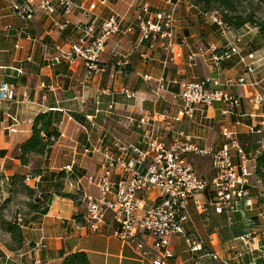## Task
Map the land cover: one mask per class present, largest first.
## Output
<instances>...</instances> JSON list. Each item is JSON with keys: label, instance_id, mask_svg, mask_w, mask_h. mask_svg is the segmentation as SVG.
<instances>
[{"label": "crops", "instance_id": "obj_1", "mask_svg": "<svg viewBox=\"0 0 264 264\" xmlns=\"http://www.w3.org/2000/svg\"><path fill=\"white\" fill-rule=\"evenodd\" d=\"M77 1L86 7L94 5L92 13L97 23L104 18L120 16L124 27L134 23L141 5H149L154 12L169 6L168 0ZM174 1L177 32L183 42L177 48L178 56L173 62L167 61L160 49H148L138 30H134L111 36L101 55L106 72L86 79L83 62L70 63L65 57L70 45L78 39L76 27L85 22L79 9L68 14L60 8L52 14L37 11L27 21L13 10V3L17 0H0V83L12 84L14 89L12 100L0 101V150L5 151L0 155V206L10 198L5 204L6 217L10 219L15 211H22L26 220L21 228L23 244L20 249L11 251L5 244L0 245L1 264H16L18 261L21 264H61L62 253L76 251L88 254L91 264H153L157 257L154 251L142 253L113 235L117 224L111 217L97 232L89 228L84 218L87 197L98 194L89 179L99 173L104 151L109 149L116 153V143L139 144V132L130 119L140 117L146 110L162 111L170 105L163 101L154 102V81L146 82L143 75L166 80L206 76L223 80L244 76L246 84L230 89L242 100L241 114L223 115V104L215 103L205 109L206 119L200 120L198 116L193 122L185 119L177 124V128L184 131L190 142L217 148L223 142L222 127L227 126L237 136L247 139L242 145L248 153L257 148V136L250 133V127L257 124L264 113V107L254 103L257 94L264 95V40L257 32L256 48L245 40L241 43L243 55L253 53L251 60L255 63L251 73L236 56L214 64L209 53H205L198 55L193 66H189L187 56L191 51L207 49L211 44L223 47L221 35L216 25L205 21L198 7L187 0ZM65 21L68 26L62 29L60 25ZM114 51L120 56L112 57ZM144 54L148 55L147 59L143 58ZM122 88L133 90L136 98L125 97ZM170 110L174 111L173 107ZM39 113L47 114L50 126L58 128L60 136L44 155H33L28 165H22L16 156V148L30 137L33 120ZM9 114L18 119L15 131L9 129L14 123ZM233 153L234 161H237L236 153ZM193 157L200 158V161L208 159L207 174L198 172ZM188 159L199 174L206 178L212 176L208 157L189 154ZM68 165L71 169L64 170ZM36 167L41 169V176L31 177L25 183L32 191L39 188L48 193L49 200L45 205L29 209L25 206L30 200L27 191L19 188L10 191L6 182L15 174L26 176ZM60 172L66 175L61 179L62 190L75 194L76 199L56 194L54 182ZM212 196L209 190L198 195L203 202H209ZM44 206L46 211L42 212ZM232 213L240 214L235 225L241 224L246 231L244 234L251 233L250 238H239L244 235L242 233L223 241L219 230L224 223L223 216L212 209L202 214L190 205L189 218L183 225L185 234L171 237L169 249L172 256L164 258V262L193 264L194 257H198L202 264H216L210 253L217 251L231 264H262L260 248L264 246V216L259 218L258 214L264 213V199L252 194L249 201H242ZM230 214L225 213L227 221H230ZM210 235L215 236L212 245ZM190 236L204 242L201 251H190L187 242ZM37 243L42 246L35 247ZM237 252L242 255L239 257Z\"/></svg>", "mask_w": 264, "mask_h": 264}, {"label": "built area", "instance_id": "obj_2", "mask_svg": "<svg viewBox=\"0 0 264 264\" xmlns=\"http://www.w3.org/2000/svg\"><path fill=\"white\" fill-rule=\"evenodd\" d=\"M168 4V8L155 12L147 4L141 5L134 23L126 27L120 16L104 18L97 23L92 13L94 5L86 7L77 0H23L14 2L13 10L22 19L29 21L37 11L52 14L60 8L68 14L73 9H79L85 22L76 27L78 39L70 45L65 57L70 63L81 60L87 71L85 78L91 79L107 70L101 64V55L111 36L134 30H138L148 49H160L167 61L173 62L183 39L177 32L175 1L168 0ZM202 15L207 23L216 25L225 44L223 47L211 44L207 49L191 51L187 56L188 65L193 66L196 57L205 53H209L214 64L236 56L247 72L251 73L255 63L251 60L253 53H241V37L230 35L231 30L219 12L209 11ZM66 26L68 21L60 25L62 29ZM118 56L120 54L117 52L112 53V57ZM147 56L144 54L143 58L147 59ZM143 80L154 81V102L163 101L170 105L162 111L155 108L146 110L140 117L130 119V123L139 132V144L116 143V153L109 149L104 151L99 173L89 179L98 194L87 197L84 218L89 228L97 232L111 217L117 224L113 232L115 237L133 245L142 253L154 251L157 257L153 259V264H167L163 259L172 256L170 239L185 234L183 225L189 218L190 205H194L202 214L210 209L218 214H230L237 211L242 201H249L252 194L258 199H264V185L255 175V157L259 149L264 148V113L260 121L250 127V133L257 136L258 146L253 152L248 153L237 133L227 126L222 127L223 142L219 147H203L190 142L184 131L177 128V124L185 119L193 122L197 116L200 120L206 119L205 109L215 103L223 104V115L241 114L242 100L230 89L246 84V78L227 77L221 80L217 76H206L166 80L164 77L152 79L148 74L143 75ZM121 93L127 98H136V93L128 88H122ZM13 97L12 84L1 82L0 101H9ZM254 103L264 107V95L257 94ZM8 117L14 122L9 129L15 131L18 119L10 114ZM87 118L91 119V116ZM233 152L236 153L237 161H234ZM189 154L209 158L212 170L210 178L197 172L188 159ZM70 169L71 165L64 167L66 171ZM27 180L30 178L27 177ZM208 190L213 196L209 202H203L198 195ZM262 216L264 213L258 214L259 218ZM10 219L24 226L22 211H15ZM250 237L251 233H247L239 238ZM214 241L215 236L210 235L209 243L212 245ZM187 242L192 253L204 247L200 238L190 236ZM41 246V243L35 244L37 248ZM260 254L264 260V246H261ZM210 255L216 264H231L217 251ZM237 255L240 257L242 252H237ZM194 258L193 264H202L200 258ZM16 264L21 263L18 261Z\"/></svg>", "mask_w": 264, "mask_h": 264}, {"label": "trees", "instance_id": "obj_3", "mask_svg": "<svg viewBox=\"0 0 264 264\" xmlns=\"http://www.w3.org/2000/svg\"><path fill=\"white\" fill-rule=\"evenodd\" d=\"M23 0H17V2H21ZM190 4L199 8L200 13L203 14L209 11H217L221 14L222 20L228 26L234 29H240L248 23H252V26L258 28L259 37L264 40V22L257 23L253 21V17H242V16H228L227 13H221L219 10L215 8L224 7L227 11L235 10L233 5V0H187ZM252 52V51H250ZM46 113H39L33 120L31 135L24 142L20 143L16 148V156L19 160H21V164L28 165L30 162V157L33 155H44L49 147L58 139L60 136V132L58 128H53L50 126V122L47 118ZM243 138V137H242ZM5 151L0 150V155H4ZM256 166H255V175L260 180L261 184L264 185V148H260L259 152L255 157ZM35 176H41V169L39 167L34 168L30 171L26 176L15 174L11 178H8L6 184H9L10 191L13 189L19 188L21 190L27 191L30 195V200L25 204L26 208L34 209L42 204H46L49 200V194L45 191H42L38 188L37 191L31 190V188L26 185V178H31ZM64 172H60L57 174V179L54 182V188L56 190V194L76 199V195L68 192H64L62 190L63 184L61 179L66 178ZM0 175V182H1ZM10 181V182H9ZM1 187V183H0ZM13 188V189H12ZM10 201V198L6 199V201L0 206V230L9 236L8 241L5 243V247L11 251L18 250L22 247L23 244V236H22V226L16 222H13L11 219H8L5 215V204ZM42 212L46 211V206L41 209ZM224 223L222 225L220 236L221 239L228 240L233 236L244 234L246 231L244 230L241 224L235 225V222L238 220L240 214L232 213L230 214V221H227V216L225 213H222ZM26 220L24 219V224ZM62 253V252H61ZM63 256L61 264H91L88 254L84 251H76L72 253H68Z\"/></svg>", "mask_w": 264, "mask_h": 264}, {"label": "rangeland", "instance_id": "obj_4", "mask_svg": "<svg viewBox=\"0 0 264 264\" xmlns=\"http://www.w3.org/2000/svg\"><path fill=\"white\" fill-rule=\"evenodd\" d=\"M233 1H234L233 5H234L235 10L227 11L226 8L224 7L215 8V9L219 10L222 14L224 12L227 13L228 16L237 15V16H242L243 18L251 16L253 17L252 18L253 21H256L257 23L264 22V0H233ZM229 28L231 30L230 35L234 37H241V42L239 44V47L240 46L243 47L242 46L243 44L241 45V43H244L246 41L247 44L251 45V47L256 48L257 41L255 39L257 38L256 35H258L256 34L258 32V28L255 26H252V23H248L240 29H234L230 26ZM220 39H221V44L224 45L225 42L221 36H220ZM242 39H243V42H242ZM221 124L222 123H220V125L217 126L218 131L220 130ZM237 137L239 141L241 142V144L247 141V139L242 138L240 135H238ZM193 160L197 167L198 172L207 174L208 159L206 158L200 161V158L193 157ZM207 177H209V175H207ZM221 228L219 229L220 231H221ZM7 240L8 239H7L6 234L0 230V245H4L7 242Z\"/></svg>", "mask_w": 264, "mask_h": 264}]
</instances>
